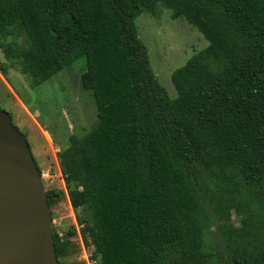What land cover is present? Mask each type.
<instances>
[{
	"label": "trees",
	"instance_id": "trees-1",
	"mask_svg": "<svg viewBox=\"0 0 264 264\" xmlns=\"http://www.w3.org/2000/svg\"><path fill=\"white\" fill-rule=\"evenodd\" d=\"M158 6L209 42L173 73V100L135 26ZM0 49L32 89L86 58L99 124L70 137L65 190L47 191L50 207L68 195L79 226L54 231L59 264H78L79 234L95 264H160L169 247L205 264L207 207L227 209L235 171L264 207V0H0ZM253 227L220 226L230 264H264Z\"/></svg>",
	"mask_w": 264,
	"mask_h": 264
},
{
	"label": "rangeland",
	"instance_id": "rangeland-1",
	"mask_svg": "<svg viewBox=\"0 0 264 264\" xmlns=\"http://www.w3.org/2000/svg\"><path fill=\"white\" fill-rule=\"evenodd\" d=\"M171 14L169 9L158 6L154 16L143 13L137 17L135 26L140 40L148 49L152 69L173 100L177 97L173 73L204 50L209 42L185 19H173ZM6 65L8 62L0 49V107L11 114L13 124L25 135L43 174L46 190H65L58 153L68 146L72 135L82 137L99 124L93 92L86 90L81 81L86 70V58L78 59L35 89L30 87L27 77L14 68L9 67L5 75L2 68ZM224 185L222 200L227 209L214 212L207 207L209 226L204 235L205 264H230L220 231L225 222L239 224L241 220L250 218L259 244L264 241V207L255 187L237 171L229 185ZM50 208L53 229L59 235H66L72 226L79 228L68 195ZM78 239L82 249L77 257L70 260L71 263L76 260L78 264H95L90 260L92 247L83 246L80 234ZM160 264L184 263L176 250L169 247Z\"/></svg>",
	"mask_w": 264,
	"mask_h": 264
},
{
	"label": "water",
	"instance_id": "water-1",
	"mask_svg": "<svg viewBox=\"0 0 264 264\" xmlns=\"http://www.w3.org/2000/svg\"><path fill=\"white\" fill-rule=\"evenodd\" d=\"M43 174L0 107V264H59Z\"/></svg>",
	"mask_w": 264,
	"mask_h": 264
}]
</instances>
